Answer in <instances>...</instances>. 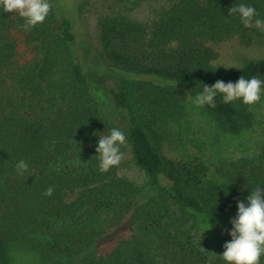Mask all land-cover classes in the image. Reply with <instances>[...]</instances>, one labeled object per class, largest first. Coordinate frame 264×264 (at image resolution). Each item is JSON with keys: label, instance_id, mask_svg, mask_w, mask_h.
<instances>
[{"label": "trees", "instance_id": "obj_1", "mask_svg": "<svg viewBox=\"0 0 264 264\" xmlns=\"http://www.w3.org/2000/svg\"><path fill=\"white\" fill-rule=\"evenodd\" d=\"M124 1L112 0L116 6L96 25L99 59L134 74L112 86L100 82L117 111L102 99L103 118L71 53L66 10V19L58 18L50 0L45 21L25 31L18 14L0 8V264H8L10 248L36 251L44 264H228L211 229L221 224L225 243L231 241L237 202L264 187V162L223 163L208 176L201 161L163 155L154 128L183 117L187 89L194 97L217 80L264 81V58L217 68L211 47L233 38L243 46L264 42V30L229 15L245 4L264 20V0H174L144 22L121 12ZM215 104L201 108L224 132L251 125L250 105L225 104L220 94ZM112 128L124 132L135 164L146 171L143 187L119 177L118 166L99 171L97 141ZM21 160L28 164L23 175L16 170ZM49 187L53 194L43 195Z\"/></svg>", "mask_w": 264, "mask_h": 264}, {"label": "rangeland", "instance_id": "obj_2", "mask_svg": "<svg viewBox=\"0 0 264 264\" xmlns=\"http://www.w3.org/2000/svg\"><path fill=\"white\" fill-rule=\"evenodd\" d=\"M54 6L55 15L65 18L61 12L64 8L66 15L73 23L74 41L71 44V53L87 75L91 86V92H97L98 97L94 98L98 105L102 99L111 114H117L110 97L105 91L100 90V82L105 80L106 84L112 86L113 79H133L134 74L126 73L106 67L99 59L100 51L97 38V20L100 15L108 12L112 0H51ZM174 0H125L121 12L138 21L144 22L151 19L162 9L169 6ZM63 9V10H64ZM72 30V29H71ZM211 47L217 53V61L213 63L217 68L236 70L247 60L264 58V42L253 43L250 46H243L233 38ZM78 57V58H77ZM79 59V61H78ZM121 74V76H119ZM143 77V76H142ZM144 79V78H143ZM193 95L187 89V99L184 104V115L178 122L167 123L159 128H154L159 138L160 151L166 157L174 159H189L201 161L208 169V176L212 175L213 169L221 168L223 163L230 164L239 160L263 161L264 162V94L260 101L251 105V125L243 131L232 134L221 130L215 119L205 113L201 107L193 103ZM120 111L125 115L126 112ZM105 118V117H104ZM116 124L117 116L112 118ZM124 154L118 166V176L124 178L138 187L147 183V174L144 169L137 166L132 158L130 146L126 143L121 146ZM213 225V224H211ZM215 226V225H214ZM211 233H219V243L225 244L222 225L217 224ZM202 234V235H201ZM202 231L196 230L195 238L199 244L204 240ZM201 239V240H199ZM203 246V245H202ZM217 248V244H212ZM202 248L209 250V245L204 244ZM214 253L210 261L215 259ZM154 258L155 264L160 263ZM8 264H44L42 258L36 251H26L18 248L8 249Z\"/></svg>", "mask_w": 264, "mask_h": 264}, {"label": "clouds", "instance_id": "obj_3", "mask_svg": "<svg viewBox=\"0 0 264 264\" xmlns=\"http://www.w3.org/2000/svg\"><path fill=\"white\" fill-rule=\"evenodd\" d=\"M0 8L5 13H16L23 20L25 31L41 24L48 16L52 5L50 0H0ZM238 14L245 28L253 26L264 30V20L257 17L253 6L245 4L235 5L229 9V15ZM264 91V81L253 76L245 79L242 75L235 83H225L217 80L212 86L203 85V90L194 96L193 103L197 107H215L217 94L222 96L223 103L229 104L237 100L246 105H253L260 101ZM126 136L118 128H112L110 134L99 136L96 152L99 158V171L108 172L111 168L119 166L123 159L120 148L126 143ZM17 173L23 175L28 170L26 161L21 160L16 165ZM54 189L49 187L43 195L51 196ZM237 214L231 220L232 229L228 234L231 241L226 242L224 251L220 255L228 264H258L264 254V187H257L251 191L245 201L237 202ZM209 220V219H208ZM208 220L207 228L212 225Z\"/></svg>", "mask_w": 264, "mask_h": 264}]
</instances>
